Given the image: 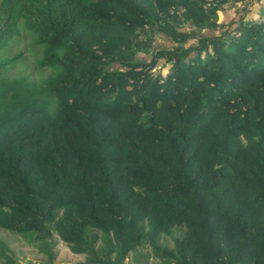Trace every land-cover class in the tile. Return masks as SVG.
<instances>
[{"label": "trees", "instance_id": "1", "mask_svg": "<svg viewBox=\"0 0 264 264\" xmlns=\"http://www.w3.org/2000/svg\"><path fill=\"white\" fill-rule=\"evenodd\" d=\"M0 228L46 256L0 264H264V0H0Z\"/></svg>", "mask_w": 264, "mask_h": 264}, {"label": "rangeland", "instance_id": "2", "mask_svg": "<svg viewBox=\"0 0 264 264\" xmlns=\"http://www.w3.org/2000/svg\"><path fill=\"white\" fill-rule=\"evenodd\" d=\"M240 12V8L238 5L228 4L225 6V9L220 10L218 12V22H225L229 21L232 18L236 17V14ZM23 32V38L22 41L19 42L17 39H14L12 41V48L10 49V53L18 52L21 49V46L24 45V43L29 41L28 39V31L24 28H21ZM154 41L152 42L153 46H159V45H171L172 42L170 41L168 36L163 35L162 33H158L154 35ZM25 56L26 62L24 67L16 69V71H29L34 66L33 56L29 51H26ZM145 57H149L147 54ZM0 239L4 240L14 251L16 258L22 262V263H40L44 262L46 260V256L43 255L38 251L35 245H33L30 240L22 236L20 234L12 233L8 230L1 229L0 228ZM55 263L60 264H78L79 262L84 260L83 255H78L73 253L70 248L67 246L65 242L57 238V243L55 246ZM154 258L150 259V263H152ZM124 264H138L137 261L134 259V256H130Z\"/></svg>", "mask_w": 264, "mask_h": 264}]
</instances>
